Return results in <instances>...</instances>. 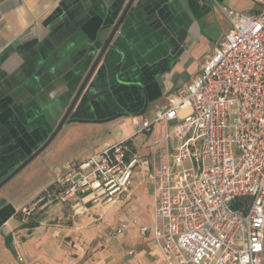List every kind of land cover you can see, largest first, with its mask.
<instances>
[{"label": "crops", "instance_id": "0c3cea01", "mask_svg": "<svg viewBox=\"0 0 264 264\" xmlns=\"http://www.w3.org/2000/svg\"><path fill=\"white\" fill-rule=\"evenodd\" d=\"M225 8L256 14L264 0H0V182L48 140L74 102L68 120L86 122L67 121L61 132L109 125L140 160L128 197L84 214L58 203L32 208L27 220L22 211L35 196L5 185L0 264H166L155 176L162 162L177 168L178 141L161 123L137 142V124L201 73L230 28ZM122 225L127 231L117 234Z\"/></svg>", "mask_w": 264, "mask_h": 264}, {"label": "built area", "instance_id": "2783aa9c", "mask_svg": "<svg viewBox=\"0 0 264 264\" xmlns=\"http://www.w3.org/2000/svg\"><path fill=\"white\" fill-rule=\"evenodd\" d=\"M224 13L230 28L201 73L137 124L141 134L166 123L167 138L178 141L177 168L162 162L155 176L166 264H264V8ZM139 163L128 141L108 145L68 165L22 213L28 220L32 208L58 203L75 214L116 204Z\"/></svg>", "mask_w": 264, "mask_h": 264}, {"label": "rangeland", "instance_id": "374dc122", "mask_svg": "<svg viewBox=\"0 0 264 264\" xmlns=\"http://www.w3.org/2000/svg\"><path fill=\"white\" fill-rule=\"evenodd\" d=\"M115 137L109 125H75L68 131H62L49 148L6 184L3 190L20 197L30 198L34 195L37 198L53 186L57 177L56 170H63V164L87 160L102 149L104 142L117 143L119 140ZM141 139L146 138L138 133L137 142Z\"/></svg>", "mask_w": 264, "mask_h": 264}, {"label": "water", "instance_id": "95a60500", "mask_svg": "<svg viewBox=\"0 0 264 264\" xmlns=\"http://www.w3.org/2000/svg\"><path fill=\"white\" fill-rule=\"evenodd\" d=\"M119 24H120V22L118 23V25L114 29L113 35L117 31V29L119 27ZM108 46H109V44H107L105 46V48H104L103 51H105V49ZM74 104H75V102H74ZM74 104L69 108V110L65 114L64 118L62 119L61 123L58 125V127L56 128V130L50 136V138H48V140H46V142L36 152H34V154L32 156H30L29 158H27L16 170H14L9 176H7L4 180H2L0 182V190L6 184H8L13 178H15L20 172H22L25 168H27L34 160H36L42 153H44L49 148V146L53 143V141L59 135V133L61 132V130L63 129V127H64V125H65V123L67 121L86 122L85 120H80V119H71V120H68V118L70 117V115H71V113L73 111Z\"/></svg>", "mask_w": 264, "mask_h": 264}, {"label": "trees", "instance_id": "16d2710c", "mask_svg": "<svg viewBox=\"0 0 264 264\" xmlns=\"http://www.w3.org/2000/svg\"><path fill=\"white\" fill-rule=\"evenodd\" d=\"M128 142L130 143L131 141H129V140H128ZM35 224H36V223H34V222L32 223V222H31V224H30V225H33V226H34Z\"/></svg>", "mask_w": 264, "mask_h": 264}]
</instances>
